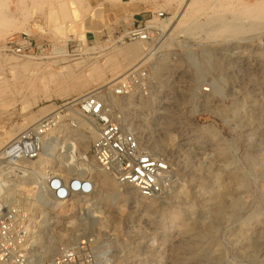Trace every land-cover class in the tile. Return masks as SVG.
Wrapping results in <instances>:
<instances>
[{
    "label": "rangeland",
    "instance_id": "rangeland-1",
    "mask_svg": "<svg viewBox=\"0 0 264 264\" xmlns=\"http://www.w3.org/2000/svg\"><path fill=\"white\" fill-rule=\"evenodd\" d=\"M0 1L13 20L0 23V152L68 102L117 82L139 61L156 72L151 96H133L120 111L130 124L154 133L156 150L172 165L169 188L144 205L124 196L106 202L98 183L101 211L88 220L87 236L105 242L103 264H264V20L242 15L261 0ZM192 9L198 10L194 16ZM160 12L167 24L164 47L149 58L145 44L122 37ZM184 15L190 19L176 28ZM225 26L236 32H218ZM25 36L42 48L29 58L6 48ZM137 48L144 56L128 64L125 55ZM162 63L175 70L193 65L200 89L180 93L175 71L158 72ZM168 104L179 110L164 125ZM66 113L53 133L59 154L85 132L70 126ZM70 237L50 238L54 250ZM37 241L43 249L48 242L44 235Z\"/></svg>",
    "mask_w": 264,
    "mask_h": 264
},
{
    "label": "built area",
    "instance_id": "built-area-1",
    "mask_svg": "<svg viewBox=\"0 0 264 264\" xmlns=\"http://www.w3.org/2000/svg\"><path fill=\"white\" fill-rule=\"evenodd\" d=\"M165 13L150 20L137 21L123 35V41L145 44V54L151 58L163 49L166 33ZM157 20V21H155ZM6 48L14 54L29 58L42 48L28 37L11 40ZM144 61L130 69L113 86H102L64 106L66 121L85 132L95 130L90 148L92 165L113 176L120 196L126 201L146 205L165 194L169 188L172 165L156 149L154 133L137 132L121 114L120 107L133 102V96L149 98L155 86L152 65ZM174 62L172 66L178 65ZM193 67V65H192ZM159 67L160 74L175 71L178 91L200 89L199 72L194 67ZM195 76L186 78L184 74ZM211 87V85H209ZM211 88H204L209 92ZM179 93V94H180ZM182 95V94H181ZM130 98L131 100H128ZM176 107L165 108L162 124ZM63 108L57 115L43 118L27 128L3 150L0 160V264H103L101 249L105 245L98 238L87 236L88 220L101 211V192L93 174L75 173L65 177L52 169L38 167L37 162L46 153L48 141L56 149L57 138L52 135L61 126ZM179 110V109H178ZM62 155V156H61ZM54 254L43 258L44 249L37 237L62 238ZM79 235L76 239L72 235Z\"/></svg>",
    "mask_w": 264,
    "mask_h": 264
},
{
    "label": "bare ground",
    "instance_id": "bare-ground-1",
    "mask_svg": "<svg viewBox=\"0 0 264 264\" xmlns=\"http://www.w3.org/2000/svg\"><path fill=\"white\" fill-rule=\"evenodd\" d=\"M111 2H117V1H130V0H109ZM259 2V1H258ZM195 2H191L189 4V7H193ZM200 3V2H199ZM242 3V2H241ZM259 3H255L254 5L250 6V7H245V12L242 13V15L244 16L245 15H249L251 16V18L253 19H257L256 17L258 16V21L259 19L260 20H264V0H261L260 1V7L258 6ZM200 5V4H199ZM204 5V4H203ZM246 6V5H244ZM3 5H2V2L0 1V23H4V22H7L9 20L13 21L12 18L9 19L8 16H5L4 14V9H3ZM195 7V6H194ZM205 10V9H204ZM193 13L191 14L192 16L196 15V13L198 12V10H195L192 9ZM258 11H259V15H258ZM241 13V12H240ZM242 15L240 14L239 16L242 17ZM254 15L255 18L253 17ZM238 16V17H239ZM245 17V16H244ZM246 16V18H248ZM240 18V17H239ZM243 18V17H242ZM240 18V19H242ZM190 18H187L184 17L181 19V21L179 22V24L176 26L179 27L181 26V22L183 23V21H186ZM252 19V20H253ZM246 19H244L245 21ZM248 20H251L248 18ZM190 21H193L192 19ZM251 22V21H250ZM219 23V22H218ZM222 23V22H221ZM185 24V23H184ZM183 25V24H182ZM218 25V24H216ZM259 25V24H258ZM257 25V26H258ZM221 26H223L221 24ZM228 26V25H227ZM227 26L223 27L222 29H219L218 32H220L221 34L223 33H226V32H231V33H235L236 30L235 29H227ZM253 26H254V23H253ZM175 28V29H176ZM219 28L220 25H219ZM239 28V27H238ZM218 29V28H217ZM217 29H216V32H217ZM232 30V31H231ZM141 48V47H140ZM140 48H137V49H134L132 51H128L127 52V56L125 55V60L128 64H131V63H136V61H138V59L143 55V51L140 49ZM145 53V52H144ZM67 61V60H64V62ZM140 63V61L138 63H136L134 65L137 66L138 64ZM65 64V63H64ZM28 65V64H26ZM133 66V64H132ZM67 68V70H69L68 74L71 75V69L70 67H65ZM78 68H83L81 67L80 65L78 66ZM133 68V67H132ZM93 72V71H92ZM45 81V80H44ZM115 83H112L109 84L110 86H113ZM108 86V85H107ZM90 93V92H89ZM87 93V94H89ZM86 94V95H87ZM85 95H81L79 96L80 98L84 97ZM80 98H77L75 99L74 101H72L71 103H74V102H77ZM128 100H131L130 98H128ZM71 103H68V104H71ZM66 104V105H68ZM64 105V106H66ZM63 106V107H64ZM62 108V107H61ZM60 109V108H59ZM55 110L53 113L51 114H48L47 116L51 117V116H54L55 113H57V111L59 110ZM46 116V117H47ZM137 130V132H142L141 129L137 126H134ZM91 130L88 131V132H79L76 134V139H73V141L71 143H69L68 145H64L61 149L62 152H64V157H59V155H57L54 150L52 152H50V150L52 149L51 145L49 144L48 141L45 142V149H46V153L44 154V157L42 159H40L38 162H37V165L38 167L40 168H43L44 170L46 168H50L52 169L55 173H58L59 175H63L65 177H69V176H72L73 174L75 173H79V172H85L87 171L88 173L90 174H93V177L94 179L96 180L97 184L99 183L102 188L104 189L105 193H106V202H109V201H112L113 199H116V198H120V194L119 192L116 190L114 191L112 189V181L110 180V178L108 177V175L103 172V171H100V170H97L96 168L93 167V163H92V159L91 157L87 154V151H86V147L87 146V143L89 142V139L90 138H94L95 137V130L94 128L90 127ZM16 130H13V132H15ZM57 131H59V129H56L54 131V133H56ZM53 138H56L55 136L52 135ZM11 142V141H10ZM2 154L3 152L1 151L0 152V160H1V157H2ZM103 193V192H102ZM104 196V195H103ZM103 196H101V199H103ZM60 237V236H59ZM56 239V238H55ZM54 239H51L50 241L47 242L45 248H44V256L43 258L44 259H47L49 258L48 255L50 253H52V251H55L54 250V242H53ZM56 247V246H55Z\"/></svg>",
    "mask_w": 264,
    "mask_h": 264
},
{
    "label": "crops",
    "instance_id": "crops-1",
    "mask_svg": "<svg viewBox=\"0 0 264 264\" xmlns=\"http://www.w3.org/2000/svg\"><path fill=\"white\" fill-rule=\"evenodd\" d=\"M144 20V19H143ZM145 21V20H144Z\"/></svg>",
    "mask_w": 264,
    "mask_h": 264
}]
</instances>
